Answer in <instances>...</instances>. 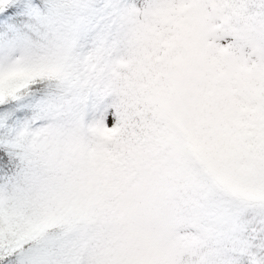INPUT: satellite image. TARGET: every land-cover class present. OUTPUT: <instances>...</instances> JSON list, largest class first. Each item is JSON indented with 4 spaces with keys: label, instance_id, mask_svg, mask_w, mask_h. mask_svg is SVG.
<instances>
[{
    "label": "snow or ice",
    "instance_id": "1",
    "mask_svg": "<svg viewBox=\"0 0 264 264\" xmlns=\"http://www.w3.org/2000/svg\"><path fill=\"white\" fill-rule=\"evenodd\" d=\"M0 264H264V0H0Z\"/></svg>",
    "mask_w": 264,
    "mask_h": 264
}]
</instances>
